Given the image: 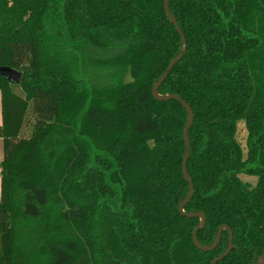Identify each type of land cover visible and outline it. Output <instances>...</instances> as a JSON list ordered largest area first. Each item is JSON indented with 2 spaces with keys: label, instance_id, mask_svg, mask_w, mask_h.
<instances>
[{
  "label": "trees",
  "instance_id": "trees-1",
  "mask_svg": "<svg viewBox=\"0 0 264 264\" xmlns=\"http://www.w3.org/2000/svg\"><path fill=\"white\" fill-rule=\"evenodd\" d=\"M187 37L159 87L193 108L198 239L264 255V0H171ZM182 36L165 0H0V264H210L179 204L188 110L153 83ZM128 75L130 78H128ZM246 126V141L238 137ZM30 128L28 134L25 129ZM249 176L250 178H246Z\"/></svg>",
  "mask_w": 264,
  "mask_h": 264
},
{
  "label": "water",
  "instance_id": "water-1",
  "mask_svg": "<svg viewBox=\"0 0 264 264\" xmlns=\"http://www.w3.org/2000/svg\"><path fill=\"white\" fill-rule=\"evenodd\" d=\"M170 1L171 0H165V11L168 15V17H170L171 21L174 23L176 29L179 31V33L182 36V46L180 48V50L178 51V54L168 63V65L166 66V68L164 69L163 73L161 74V76L158 78V80H156L153 83V94L156 98L158 99H171V98H176L178 100H180V102L187 108L188 110V117H187V124L184 127V131H183V137L184 140L186 141V151L184 153L183 156V174L184 176L187 177V179L189 180L190 183V189L188 191V195L182 199V201L179 204V210L181 212H184L186 214H188L189 216H198L201 217V221L200 224H198L194 229V233H193V240L194 243L204 249V250H210V249H214L216 248V246L219 243V240L221 238L222 235V231L223 228H226L229 230L230 233V239H229V243H228V248L219 256L215 257L210 264H216V262L222 258L223 256L227 255L233 248V237H234V232L233 229H231V227L228 224H221L218 227V234L217 237L215 238V240L210 243V244H204L202 242L199 241L198 239V230L200 229V227H203L206 223L207 220V215L204 211L200 210V211H189L186 212L184 210L185 205L187 204V202H189L192 197L194 196V182H193V178L192 176H190L189 172H188V160H189V155H190V151H191V141L189 139V129L193 124V120H194V110L192 108V106L180 95L177 93H159V87L161 85V83L164 81V79L167 77V75L170 73L171 69L174 67V65L184 56L185 51L187 49V37L186 34H184L181 25L179 24V21L177 19V17L174 16V14L171 11L170 8ZM3 73L5 74L9 79H11L12 81L18 82L21 80L22 74H21V70L13 67V66H9V65H0V74ZM253 264H264V255H260V257L255 261V263Z\"/></svg>",
  "mask_w": 264,
  "mask_h": 264
},
{
  "label": "rangeland",
  "instance_id": "rangeland-1",
  "mask_svg": "<svg viewBox=\"0 0 264 264\" xmlns=\"http://www.w3.org/2000/svg\"><path fill=\"white\" fill-rule=\"evenodd\" d=\"M128 78H130V76L128 75ZM30 131V128H26L25 129V134H28ZM245 135H246V126L244 124V122L240 121L239 123V130H238V137L242 140V141H246L245 139ZM246 178H250L249 176H245ZM0 181H1V175H0ZM2 182V181H1ZM1 188V187H0ZM1 190V189H0ZM1 194V191H0Z\"/></svg>",
  "mask_w": 264,
  "mask_h": 264
},
{
  "label": "crops",
  "instance_id": "crops-1",
  "mask_svg": "<svg viewBox=\"0 0 264 264\" xmlns=\"http://www.w3.org/2000/svg\"><path fill=\"white\" fill-rule=\"evenodd\" d=\"M2 120H3V112H2V92L0 90V125L2 124ZM3 155H4L3 137L0 136V161L3 159ZM0 175H1V163H0ZM0 187H1V181H0Z\"/></svg>",
  "mask_w": 264,
  "mask_h": 264
}]
</instances>
